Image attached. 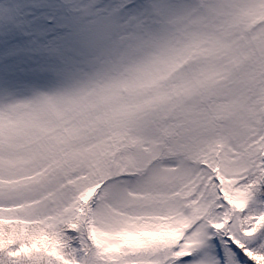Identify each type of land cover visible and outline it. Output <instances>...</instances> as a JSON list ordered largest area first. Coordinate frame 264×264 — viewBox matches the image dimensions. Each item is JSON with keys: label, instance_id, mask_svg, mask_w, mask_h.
I'll return each mask as SVG.
<instances>
[{"label": "snow or ice", "instance_id": "6c2138e0", "mask_svg": "<svg viewBox=\"0 0 264 264\" xmlns=\"http://www.w3.org/2000/svg\"><path fill=\"white\" fill-rule=\"evenodd\" d=\"M0 264H264V0H0Z\"/></svg>", "mask_w": 264, "mask_h": 264}]
</instances>
